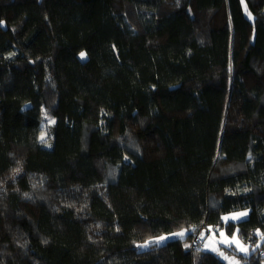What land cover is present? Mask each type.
Segmentation results:
<instances>
[{
    "label": "trees",
    "instance_id": "1",
    "mask_svg": "<svg viewBox=\"0 0 264 264\" xmlns=\"http://www.w3.org/2000/svg\"><path fill=\"white\" fill-rule=\"evenodd\" d=\"M210 227L264 264V0H0V264H228Z\"/></svg>",
    "mask_w": 264,
    "mask_h": 264
},
{
    "label": "rangeland",
    "instance_id": "2",
    "mask_svg": "<svg viewBox=\"0 0 264 264\" xmlns=\"http://www.w3.org/2000/svg\"><path fill=\"white\" fill-rule=\"evenodd\" d=\"M50 121H54V120L49 119L47 124L49 123L51 124ZM43 136H44V141H47L48 133L46 130L43 133ZM113 172L110 173L111 176H113ZM249 212H250L249 209H244V210H240L236 212L227 213L223 216V221L225 222V225L230 222H238L242 219L247 218L249 216ZM241 213H245L246 215L240 216L239 214ZM225 217H227V219H225ZM233 217H237V218L233 219ZM174 234L164 235L163 237H165V239L158 240V242L163 243L167 241L168 239L180 237ZM195 241L198 244L201 241L203 249L215 252L223 260H225L228 264H242V261L239 259V256L237 253H242V254L247 255V254L252 253L254 250H256L261 245L260 241L257 242V244L250 243L249 242L250 239L249 241H246L239 234L238 228L234 230L232 233H230L227 227H224V228L210 227L208 231H203L199 237L197 236L191 243L189 242L190 245H193ZM237 242L240 246H242L243 248H246L247 251H241L240 248L237 246ZM194 247L196 246L194 245Z\"/></svg>",
    "mask_w": 264,
    "mask_h": 264
},
{
    "label": "snow or ice",
    "instance_id": "3",
    "mask_svg": "<svg viewBox=\"0 0 264 264\" xmlns=\"http://www.w3.org/2000/svg\"><path fill=\"white\" fill-rule=\"evenodd\" d=\"M81 55V57L83 58L84 56H85V53H81L80 54ZM51 123H54V121H50ZM41 140L43 141L44 140V136L43 135H41ZM240 216H243V215H246L245 213H241V214H239ZM237 217H233V219H236ZM225 219H227V217H225ZM174 235H176V236H180V237H182L183 235H184V231H180V232H178V233H175ZM221 235H223V234H221ZM165 239V237H160L159 238V240H164ZM237 246L240 248V250L241 251H247V249L246 248H243L242 246H240L239 244H238V242H237Z\"/></svg>",
    "mask_w": 264,
    "mask_h": 264
}]
</instances>
